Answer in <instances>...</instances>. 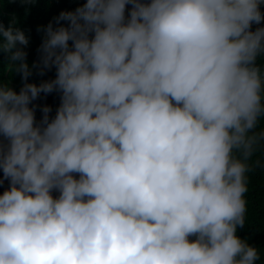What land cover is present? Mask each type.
I'll use <instances>...</instances> for the list:
<instances>
[{"label":"clouds","instance_id":"obj_1","mask_svg":"<svg viewBox=\"0 0 264 264\" xmlns=\"http://www.w3.org/2000/svg\"><path fill=\"white\" fill-rule=\"evenodd\" d=\"M262 3L87 0L41 29L31 68L0 22L25 82L0 84V264H255L237 229L264 158Z\"/></svg>","mask_w":264,"mask_h":264},{"label":"trees","instance_id":"obj_2","mask_svg":"<svg viewBox=\"0 0 264 264\" xmlns=\"http://www.w3.org/2000/svg\"><path fill=\"white\" fill-rule=\"evenodd\" d=\"M87 0H35L34 3H21L20 0L10 2V0H0V22L5 28L10 25L24 31L29 38V44L23 47L28 53L27 63L29 67L34 63H38L41 59L39 49L44 41L45 32L41 29H46L49 23L53 27L67 26L68 22L61 21L60 24L54 22L55 18L61 12H74L78 7H82ZM131 5L126 6V15L131 10ZM260 10L264 13V3L260 5ZM258 28H264V21L260 24L253 23L251 31L255 32ZM2 40V38H0ZM71 45V42H69ZM9 53L0 51V84L11 87L17 93L25 83L22 80L21 74L13 70L9 59ZM256 66L264 73V54L258 56ZM56 78V69L46 70L44 75L39 74V69H33V75L29 77L27 83H34L37 86L45 81H51ZM34 105H39L36 111L37 123L42 119L43 113L40 110L44 106H50L52 112L49 114L50 119L55 118L57 109L61 104V93L53 92L45 96L41 94L40 98L33 102ZM264 129V118L257 131ZM261 160V166L256 167L254 171L248 174V192L246 193L247 213L243 227H238L237 235L240 239L246 241L249 246L256 248L259 251L260 259L255 264H264V158L258 152L253 157L255 160ZM3 178V173L0 171V179ZM77 178L78 175H77ZM9 181L5 180L0 185V195L9 189ZM58 192H53L54 197H58ZM194 240L195 238H190Z\"/></svg>","mask_w":264,"mask_h":264}]
</instances>
